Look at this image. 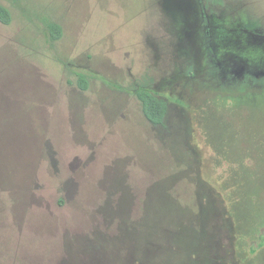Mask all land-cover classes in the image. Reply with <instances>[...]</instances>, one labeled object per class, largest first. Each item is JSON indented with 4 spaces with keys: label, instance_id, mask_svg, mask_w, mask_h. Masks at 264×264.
Masks as SVG:
<instances>
[{
    "label": "rangeland",
    "instance_id": "374dc122",
    "mask_svg": "<svg viewBox=\"0 0 264 264\" xmlns=\"http://www.w3.org/2000/svg\"><path fill=\"white\" fill-rule=\"evenodd\" d=\"M0 1V264H264V0Z\"/></svg>",
    "mask_w": 264,
    "mask_h": 264
},
{
    "label": "trees",
    "instance_id": "16d2710c",
    "mask_svg": "<svg viewBox=\"0 0 264 264\" xmlns=\"http://www.w3.org/2000/svg\"><path fill=\"white\" fill-rule=\"evenodd\" d=\"M12 19L13 17L10 8L0 1V22L5 25H9L11 24ZM45 26L49 32L50 41L52 43L61 39L63 35V28L61 24L52 19H46ZM78 84L81 89H87L89 85L87 76L83 74L79 75ZM137 95L142 103L143 111L146 117L155 124H162L167 115V102L147 89L139 90Z\"/></svg>",
    "mask_w": 264,
    "mask_h": 264
},
{
    "label": "flooded vegetation",
    "instance_id": "af4514ba",
    "mask_svg": "<svg viewBox=\"0 0 264 264\" xmlns=\"http://www.w3.org/2000/svg\"><path fill=\"white\" fill-rule=\"evenodd\" d=\"M208 26L210 27V25ZM206 34H210V32L206 31ZM207 37L208 36H206V38ZM209 46H208L209 65L212 68L213 74H217L222 80H225V81H230V79L231 81L242 80L246 76H249V75H252L254 76V78L259 79L263 76L262 74L259 73V72H262L260 71V69H256L254 66L253 68L251 64H248V63L245 64V62L242 63L241 61H239V59L232 58L230 61L227 62V60L223 58L222 54L219 51L218 52L220 53V57L222 59L217 57L215 60L213 57H211L212 54L214 55V53L212 52L211 48H209ZM212 46L214 48L216 47L214 45ZM257 64L262 65L263 60L259 61ZM243 65L244 67H241Z\"/></svg>",
    "mask_w": 264,
    "mask_h": 264
}]
</instances>
